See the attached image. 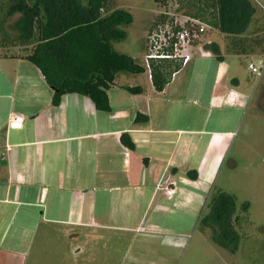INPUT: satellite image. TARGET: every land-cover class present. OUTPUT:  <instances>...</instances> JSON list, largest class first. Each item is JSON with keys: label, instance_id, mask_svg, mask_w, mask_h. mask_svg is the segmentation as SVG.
Wrapping results in <instances>:
<instances>
[{"label": "crops", "instance_id": "obj_1", "mask_svg": "<svg viewBox=\"0 0 264 264\" xmlns=\"http://www.w3.org/2000/svg\"><path fill=\"white\" fill-rule=\"evenodd\" d=\"M158 18L147 39L162 25L155 24ZM212 42H194L190 60L162 91L149 68L146 88L119 81L123 73H117L108 91L110 111L80 93H66L55 104L54 89L36 64L21 52L0 55V237L18 231L0 263L20 261L13 246L37 231L59 230L56 225L66 231L139 230L151 205L169 213L215 181L248 97L239 79L230 80L221 51L219 58L207 50ZM11 113L24 115L21 129L9 127ZM138 113L147 119L136 121ZM158 220L152 228L160 227Z\"/></svg>", "mask_w": 264, "mask_h": 264}, {"label": "rangeland", "instance_id": "obj_2", "mask_svg": "<svg viewBox=\"0 0 264 264\" xmlns=\"http://www.w3.org/2000/svg\"><path fill=\"white\" fill-rule=\"evenodd\" d=\"M111 1L115 8L126 9L133 15V22L122 26L127 38L114 41L118 51L132 56L148 69L147 48L153 46L147 39L149 26L161 13H169L167 26L158 32V42L163 41L174 18L179 23L184 20V15L177 10L179 0ZM21 18L20 13L10 16L8 30L20 32ZM242 37L247 46L246 55L235 52L232 36L210 27L195 41L200 47L208 41L219 45L223 63L229 65L230 80L239 79L240 92L248 97L244 117L237 125L231 148L214 182L199 187L191 204L177 206L169 213L158 211L156 203L151 205L147 222L139 230L88 228L77 231L72 228L66 231V225H56L60 227L57 231H37L23 246H13L22 256L14 264H264V69L261 76L249 69L250 63L264 64L263 10L258 8ZM168 48L173 53L172 47ZM7 51L23 53L25 49L0 47V55ZM121 73L118 76L121 82L150 86L148 73ZM183 77L184 74L180 75V79ZM220 193L234 199L235 214L241 219V225L237 226L241 239L235 253L214 241L215 230L205 220L210 200ZM156 217L160 227L152 228ZM49 226V223H41V227ZM14 232L18 233L10 231L6 238L5 235L0 237V262Z\"/></svg>", "mask_w": 264, "mask_h": 264}, {"label": "trees", "instance_id": "obj_3", "mask_svg": "<svg viewBox=\"0 0 264 264\" xmlns=\"http://www.w3.org/2000/svg\"><path fill=\"white\" fill-rule=\"evenodd\" d=\"M258 1L179 0L177 10L184 16L199 19L211 29L232 36L235 52L247 54L242 35L252 24L258 8L264 11V3ZM84 2L0 0V47L25 49L24 57L39 67L54 89L55 104L66 93H80L89 96L98 110L110 111L108 91L115 84L117 73H142L146 67L132 56L117 51L113 45L114 41L127 38L122 26L133 22L132 13L115 8L111 0ZM17 13L22 16L18 23L20 32L12 33L8 30L7 21ZM157 21L155 24H167L168 14H161ZM206 47L221 58L218 44L212 42ZM182 64L183 59L177 57L150 59L149 68L155 89L162 91ZM127 89L135 93L142 90L140 86H128ZM143 119L147 116L142 113L136 115V121ZM122 139L128 146L133 145L126 135ZM205 220L215 230L214 241L235 253L241 239L237 230L241 219L235 214L234 199H228L225 193L214 196L209 202Z\"/></svg>", "mask_w": 264, "mask_h": 264}, {"label": "built area", "instance_id": "obj_4", "mask_svg": "<svg viewBox=\"0 0 264 264\" xmlns=\"http://www.w3.org/2000/svg\"><path fill=\"white\" fill-rule=\"evenodd\" d=\"M258 1V0H256ZM259 2V1H258ZM264 7V6H263ZM167 25H158L153 29L148 36L150 44L149 52L146 54V60L149 64V60L152 58H182L183 63H187L190 60L189 47L196 41V38L206 31V27H209L206 23L200 21L199 19L184 16V20L179 23L177 19L172 21L170 24V30L163 35V41L158 42L159 30ZM179 27L174 29L173 27ZM168 46H171L173 53L169 50ZM249 69L261 76L264 69V64L262 66H257L253 63L249 64ZM24 115L20 113H11L9 119V127L14 129H21L24 124Z\"/></svg>", "mask_w": 264, "mask_h": 264}]
</instances>
